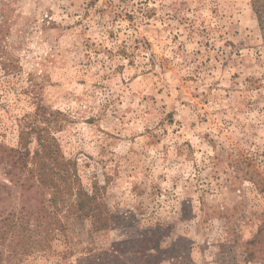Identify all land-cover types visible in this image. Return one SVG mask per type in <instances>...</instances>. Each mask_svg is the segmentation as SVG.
I'll list each match as a JSON object with an SVG mask.
<instances>
[{
  "label": "rangeland",
  "instance_id": "1",
  "mask_svg": "<svg viewBox=\"0 0 264 264\" xmlns=\"http://www.w3.org/2000/svg\"><path fill=\"white\" fill-rule=\"evenodd\" d=\"M0 8L15 64L0 69V145L15 148L18 119L43 108L111 218L105 231L57 233L45 251L0 245L1 264H264V35L251 0ZM3 168L0 216L38 198ZM32 228L19 242L45 246L46 226Z\"/></svg>",
  "mask_w": 264,
  "mask_h": 264
},
{
  "label": "trees",
  "instance_id": "2",
  "mask_svg": "<svg viewBox=\"0 0 264 264\" xmlns=\"http://www.w3.org/2000/svg\"><path fill=\"white\" fill-rule=\"evenodd\" d=\"M251 7L264 35V0H251ZM6 21L0 8V69L8 75L13 73L15 64L9 59L5 46L8 33ZM38 109L40 113L37 111L18 119V143L15 148L0 145V165L4 167L9 183L22 193L38 197L34 203L24 197L18 208L0 216L1 229L4 226L0 234L4 241L0 245H4L9 254L20 251L24 254L29 249L49 250V241L55 239L57 233L66 241L67 231L76 226H89L90 232L105 231L110 226L111 218L102 200L103 187L96 179L91 180L90 189L83 185L76 162L64 156L53 134L57 121L47 116L43 108ZM33 142L36 148L31 151ZM8 190L10 188L0 182V201L5 199L4 195L7 198ZM44 195L47 199L38 204L39 198ZM29 226H46L45 246H36L33 242L27 246L19 242L33 237L31 233L35 232V228L28 232ZM7 240L9 244L5 245L3 242ZM2 254L0 250V264Z\"/></svg>",
  "mask_w": 264,
  "mask_h": 264
}]
</instances>
